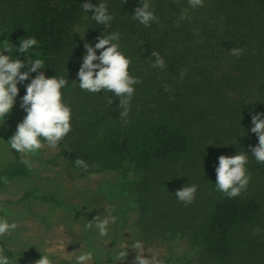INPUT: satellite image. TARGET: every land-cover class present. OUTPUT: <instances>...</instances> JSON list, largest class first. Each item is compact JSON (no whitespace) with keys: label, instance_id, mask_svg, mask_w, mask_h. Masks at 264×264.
<instances>
[{"label":"trees","instance_id":"trees-1","mask_svg":"<svg viewBox=\"0 0 264 264\" xmlns=\"http://www.w3.org/2000/svg\"><path fill=\"white\" fill-rule=\"evenodd\" d=\"M86 2L0 0V51L8 41L13 52L4 55L44 61V68L17 85L16 101L22 102L39 72L67 80L62 93L72 110V130L57 146L56 158L84 173L112 170L130 180L135 225L147 247L184 240L194 264H264V163L251 152L259 144L252 116L264 113V0H204L195 9L188 0H147L157 17L148 27L132 17L143 0H90L108 5L111 29L82 9ZM105 32L120 33L119 50L132 61L130 75L142 81L134 86L126 124L114 93L79 87L84 45L95 47ZM27 37L38 44L21 54L16 49ZM234 47L243 54L231 55ZM154 50L166 69L152 66ZM239 153L248 155L251 181L245 192L229 198L216 188V168L220 156ZM78 158L89 165L87 171L76 167ZM20 161L1 170L0 186L30 176ZM188 184L198 191L185 205L175 193ZM35 198L58 204L54 194L37 190L24 192L20 201ZM0 246L9 259L42 256L11 250L1 238ZM175 258L172 250L167 263Z\"/></svg>","mask_w":264,"mask_h":264},{"label":"rangeland","instance_id":"rangeland-1","mask_svg":"<svg viewBox=\"0 0 264 264\" xmlns=\"http://www.w3.org/2000/svg\"><path fill=\"white\" fill-rule=\"evenodd\" d=\"M16 101L5 120L0 119V172L10 162L22 158L8 144L19 123L27 113ZM58 147L45 146L38 154L29 155L30 176L8 181L0 186V216L7 215L8 222L17 228L3 239L14 251L26 250L46 255L53 264H77V257L92 251L86 264H136L137 257L158 264H194V256L184 240L173 245L150 248L144 245L135 225L136 203L133 200L130 180H122L116 171L84 173L69 168L56 158ZM37 190L41 194H54L58 204L39 198L20 201L22 194ZM115 217L107 235L101 236L93 227L85 225L96 216ZM139 242L141 247L133 245ZM173 250L176 258L167 263ZM120 253H124L120 256ZM41 257L18 256L11 264H35Z\"/></svg>","mask_w":264,"mask_h":264},{"label":"clouds","instance_id":"clouds-1","mask_svg":"<svg viewBox=\"0 0 264 264\" xmlns=\"http://www.w3.org/2000/svg\"><path fill=\"white\" fill-rule=\"evenodd\" d=\"M179 4V0H176ZM188 5L192 9L204 6V0H188ZM85 12L93 11L95 14L92 19L106 29H111V22L114 19L109 14L108 5L100 2L98 6L89 2L81 5ZM150 5L147 0H143L142 7L135 9L133 19L138 20L145 27L150 23L157 21L155 14L149 10ZM187 18V9L181 10V19ZM199 34V33H197ZM98 42L93 47L85 43L86 54L83 57V63L78 72L79 87L91 93H99L102 90L114 93L119 98L120 119L125 124L128 122L131 101L135 93V85L142 83L139 78L130 75L131 59L127 58L120 49V33L105 32L97 38ZM38 41L35 37L21 39L16 49L21 54L28 53L30 49L37 46ZM97 50H102L97 55ZM4 52H13L8 41L4 42L3 50L0 51V119L5 120L6 115L11 113L16 98L19 95L18 84L27 81L31 73H36L44 68L42 59L29 58L27 62H22L19 58L13 59ZM230 54L239 57L243 54L242 48L234 47ZM155 61L152 66L161 70L166 69L165 59L159 52L153 51ZM99 61V63H94ZM28 71L22 72L24 68ZM186 70H181L183 78ZM67 80L63 77L46 78L43 72L31 80L26 86V95L22 97L21 108L27 113L23 122L19 123L15 134L10 138L8 144L12 149L21 154V163L31 168V161L27 158L29 155L38 154L46 145L56 148L61 141L71 132L72 110L64 103L62 89L67 86ZM110 105L113 100L108 98ZM264 113L252 116L251 129L258 136L259 144L251 148L252 157L258 163H264ZM77 168L88 170L89 165L81 158L74 161ZM249 163L248 155L239 153L238 155L228 157L220 156L218 167L216 168V188L229 198H235L242 192H245L251 181V175L248 173L246 165ZM95 166V165H93ZM7 183V180H5ZM198 187L196 185H187L177 190L175 196L178 201L185 205H190L196 196ZM115 222V217L109 218L107 215L101 219L96 216L93 222L85 225L86 229L95 227L101 236L107 235V228L110 223ZM17 228L16 223H9L7 215L0 216V237L14 231ZM133 247L139 249L141 244L136 242ZM93 252L81 254L77 257V264H86L93 257ZM123 256L124 253H120ZM0 264H11L10 259L4 255V247L0 246ZM35 264H53L48 256L42 255ZM136 264H158L155 257L151 260L138 256Z\"/></svg>","mask_w":264,"mask_h":264}]
</instances>
